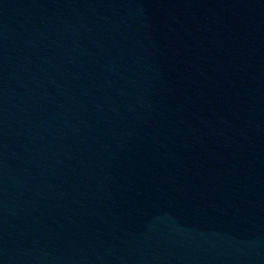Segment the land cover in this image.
<instances>
[{"label":"water","instance_id":"water-1","mask_svg":"<svg viewBox=\"0 0 264 264\" xmlns=\"http://www.w3.org/2000/svg\"><path fill=\"white\" fill-rule=\"evenodd\" d=\"M0 264H264V0H0Z\"/></svg>","mask_w":264,"mask_h":264}]
</instances>
